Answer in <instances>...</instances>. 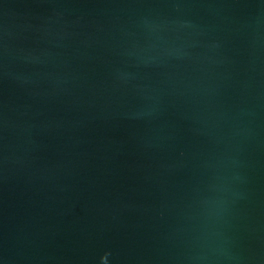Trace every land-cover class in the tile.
<instances>
[{"label": "water", "instance_id": "obj_1", "mask_svg": "<svg viewBox=\"0 0 264 264\" xmlns=\"http://www.w3.org/2000/svg\"><path fill=\"white\" fill-rule=\"evenodd\" d=\"M0 264H264V0H0Z\"/></svg>", "mask_w": 264, "mask_h": 264}]
</instances>
